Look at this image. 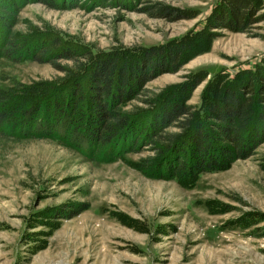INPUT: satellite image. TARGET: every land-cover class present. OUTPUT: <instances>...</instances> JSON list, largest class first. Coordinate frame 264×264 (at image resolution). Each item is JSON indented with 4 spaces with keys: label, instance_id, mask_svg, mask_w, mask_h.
I'll return each mask as SVG.
<instances>
[{
    "label": "rangeland",
    "instance_id": "374dc122",
    "mask_svg": "<svg viewBox=\"0 0 264 264\" xmlns=\"http://www.w3.org/2000/svg\"><path fill=\"white\" fill-rule=\"evenodd\" d=\"M251 2L244 30H210L217 16L232 17L227 0H78L65 9L31 2L12 33H53L94 54L190 43L192 58L146 88L160 93L197 74L203 80L188 103L199 106L211 80L264 66V0ZM156 3L170 14L148 13ZM62 76L51 63L0 59V85ZM135 104L143 103L124 106ZM80 146L0 136V264H264V143L187 184L142 171L146 147L111 158Z\"/></svg>",
    "mask_w": 264,
    "mask_h": 264
},
{
    "label": "trees",
    "instance_id": "16d2710c",
    "mask_svg": "<svg viewBox=\"0 0 264 264\" xmlns=\"http://www.w3.org/2000/svg\"><path fill=\"white\" fill-rule=\"evenodd\" d=\"M31 2L60 9L79 4L0 0V59L51 63L64 76L60 82L7 78L9 84L0 85L1 137L62 138L77 147L83 143L102 148L111 158L146 147L151 153L139 168L149 176L183 184L204 172L228 169L264 143V66L237 79L211 80L199 106L188 103L203 80L197 74L149 94L148 81L171 68L177 71L192 58L185 57L190 43L94 54L53 33L15 36L19 12ZM227 2L232 17L217 16L210 30H244L253 23L256 8L251 0ZM145 9L159 16L172 10L163 3ZM134 100L143 104L124 106Z\"/></svg>",
    "mask_w": 264,
    "mask_h": 264
}]
</instances>
